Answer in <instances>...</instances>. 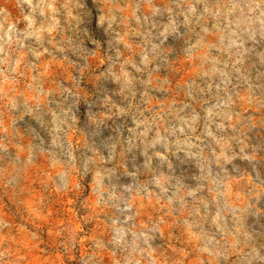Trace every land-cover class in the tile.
<instances>
[{"label": "clouds", "instance_id": "obj_1", "mask_svg": "<svg viewBox=\"0 0 264 264\" xmlns=\"http://www.w3.org/2000/svg\"><path fill=\"white\" fill-rule=\"evenodd\" d=\"M0 264H264V0H0Z\"/></svg>", "mask_w": 264, "mask_h": 264}]
</instances>
